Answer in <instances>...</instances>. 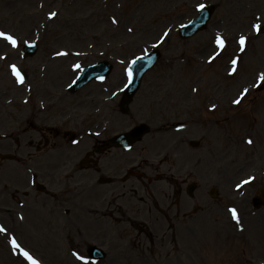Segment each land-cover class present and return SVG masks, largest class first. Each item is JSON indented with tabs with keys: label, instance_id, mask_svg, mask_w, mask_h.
Wrapping results in <instances>:
<instances>
[{
	"label": "rangeland",
	"instance_id": "1",
	"mask_svg": "<svg viewBox=\"0 0 264 264\" xmlns=\"http://www.w3.org/2000/svg\"><path fill=\"white\" fill-rule=\"evenodd\" d=\"M201 6L215 7L207 30L181 40L179 28ZM0 32L16 40L0 36V152L18 159L0 160V264H31L20 250L39 264H264V208L250 202L264 184V0H0ZM30 42L39 51L26 58ZM154 48L162 59L123 114L130 63ZM102 61L112 73L71 93L82 68ZM62 112L72 114L63 128L78 138L51 151L41 173L33 151L49 150L37 141ZM189 118L203 119L209 138L204 186L188 199V213L156 211V201L166 209L159 197L93 188L96 176L81 161L94 137L147 123L152 131L138 152L147 159L159 141L165 158L175 125ZM180 128L188 138L203 134ZM90 246L107 258L91 261Z\"/></svg>",
	"mask_w": 264,
	"mask_h": 264
},
{
	"label": "flooded vegetation",
	"instance_id": "2",
	"mask_svg": "<svg viewBox=\"0 0 264 264\" xmlns=\"http://www.w3.org/2000/svg\"><path fill=\"white\" fill-rule=\"evenodd\" d=\"M183 125L187 129L188 127L193 129L196 126V128L203 130L202 152L195 154L194 149L199 147L200 143H195L192 138L189 139L188 133L173 136L170 146V162L163 169L161 160L154 168V164L151 166L139 161L140 155L138 153L129 155V152L122 149L113 151L106 141L95 142L94 152L90 156L91 168L97 176L93 188H101L103 193L106 192V195L113 194L118 197H125L130 191L136 194L137 191L142 190L159 196L162 193L161 182L166 180L176 197L178 211L183 212L187 208L183 199L186 200L187 195H193L190 194V191L194 190L193 176L204 177L200 170L207 163V137L209 134V128H205V123L202 121L192 122L190 119ZM59 135L60 133L57 132L55 138ZM46 142L49 143V141ZM160 155V151L156 152L155 158L160 157ZM259 155L264 157V149ZM40 168L43 170L45 167L41 166ZM127 174H133L134 180L125 178ZM105 182L109 186L107 189L101 187Z\"/></svg>",
	"mask_w": 264,
	"mask_h": 264
},
{
	"label": "water",
	"instance_id": "3",
	"mask_svg": "<svg viewBox=\"0 0 264 264\" xmlns=\"http://www.w3.org/2000/svg\"><path fill=\"white\" fill-rule=\"evenodd\" d=\"M212 12H213V8L202 9L199 17L189 26L182 29V31L180 32L181 36L183 38H189L190 36H193L197 32L205 29L207 23L211 18ZM36 51H37V46L35 45L26 47V53H28L29 55H33ZM159 57L160 54L158 52H153L150 57L140 58L136 61V63L133 66L132 83L129 89L127 90L125 96V105H124L125 107L131 102L132 97L139 89L143 75L146 73L147 70H149L155 64V62L159 59ZM110 70H111V66L108 63H100L98 65L85 69L83 75L76 83L74 89L77 90L81 88L82 86H84L86 83H88L94 78L108 75L110 73ZM146 132L147 129L145 128V126L138 127L134 129L131 132V134L120 136L118 140H122L128 138V136L131 137L136 134L141 136ZM259 193L261 194V197H256L253 200V204L256 209H259L262 206H264V187L259 191ZM90 253L94 258H98V259L103 258L105 256V254L97 248L90 250Z\"/></svg>",
	"mask_w": 264,
	"mask_h": 264
},
{
	"label": "snow or ice",
	"instance_id": "4",
	"mask_svg": "<svg viewBox=\"0 0 264 264\" xmlns=\"http://www.w3.org/2000/svg\"><path fill=\"white\" fill-rule=\"evenodd\" d=\"M201 8H203V6H201ZM55 15H56L55 13H52V14H51V16H53V17H54ZM255 27L257 28V30H259V27H260V26H259V25H256ZM0 36H4V38L7 39V40H9V41H11L12 44H16V40H15L12 36H7V35H5V34L2 33V32H0ZM245 39H246V38H244V37H241V38H240V43H241V45H243V44L245 43ZM219 44L221 45V47H223V46L225 45V41L223 40V38H219ZM13 70H14L15 74L19 77V76H20V73H19L18 70L15 69V66H13ZM260 79H261L262 81H264V75H262V76L260 77ZM245 91H246V90H245ZM235 103H240V101H239V100H236ZM248 143H252V141L249 140ZM245 183H247V181H246ZM230 211L232 212L233 218L236 219L237 222L239 223V216H238L237 211H236L235 209H231ZM3 230H4V229L0 228V231H3ZM13 243L15 244L16 242L13 241ZM16 247L19 248V245L16 244ZM23 255H24V257H25L27 260L31 261V264H39V261L35 260V259L32 257V255H31L30 253H28L27 251H24V252H23ZM78 259H83V257L78 256Z\"/></svg>",
	"mask_w": 264,
	"mask_h": 264
}]
</instances>
